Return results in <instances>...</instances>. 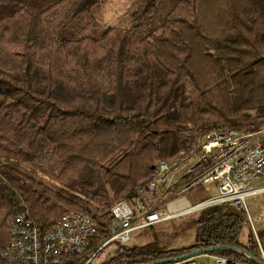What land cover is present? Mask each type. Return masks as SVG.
<instances>
[{"label":"trees","instance_id":"16d2710c","mask_svg":"<svg viewBox=\"0 0 264 264\" xmlns=\"http://www.w3.org/2000/svg\"><path fill=\"white\" fill-rule=\"evenodd\" d=\"M108 1L0 0V253L14 210L42 234L75 212L97 234L64 264H84L109 237L111 207L137 199L160 162L192 155L214 129L264 127V0H133L130 28L78 36ZM177 222L94 258L111 245L99 264L219 248L209 255L255 264L235 251L246 217L232 206ZM190 231L191 243L176 247Z\"/></svg>","mask_w":264,"mask_h":264},{"label":"built area","instance_id":"2783aa9c","mask_svg":"<svg viewBox=\"0 0 264 264\" xmlns=\"http://www.w3.org/2000/svg\"><path fill=\"white\" fill-rule=\"evenodd\" d=\"M262 177L264 127L253 133L214 129L202 139L192 155L172 164L160 162L153 179L139 189L137 199L131 203L121 201L111 207L109 237L98 251L109 244L127 245L134 231L171 221L188 212L226 204L245 213V198L264 192V187L250 188ZM199 183L215 186L216 195L191 206L183 193ZM7 225L10 243L0 253L4 264H64V259L79 254L97 234L91 219L75 212L63 214L45 234L41 233L36 221L19 210L11 213ZM97 252L89 258L93 259ZM236 252L247 261L264 264L261 248L259 255L263 259L259 262L245 251ZM206 257L214 264H242L209 254ZM167 264L197 262L194 257Z\"/></svg>","mask_w":264,"mask_h":264},{"label":"rangeland","instance_id":"374dc122","mask_svg":"<svg viewBox=\"0 0 264 264\" xmlns=\"http://www.w3.org/2000/svg\"><path fill=\"white\" fill-rule=\"evenodd\" d=\"M132 1L133 0H109L106 4L99 6L97 9L96 16L94 18V25L86 27L82 32L78 33V36L97 37L101 35V33L108 27L130 28L127 9L132 3ZM158 23H161L160 17L150 19L146 27L142 31H139L135 34L134 41L139 40L145 33L154 29ZM260 187H264V177L255 180L250 185V188ZM215 195V186L207 187L200 183L194 185L185 193H183V197L191 206L201 204L207 201L208 199L213 198ZM195 213V211L188 212L171 221L163 222L155 226L162 227V229L168 232H172L174 231V228L172 227L174 224L178 223L177 221L179 218L193 216ZM245 213H243L246 217V225L243 229L242 236V242L244 244L243 250H246L259 262L263 259L262 256L259 255L260 248L264 254V192H257L248 195L245 198ZM149 228L134 231L131 234L130 241L127 245H142L148 242L150 240V236H148ZM249 232H251L252 236V241L250 242L247 239V234ZM186 236H188L187 239L177 240L178 242H175L174 245L176 247L189 245L193 237L192 231L187 232ZM115 250L116 248L114 247V245L109 246L100 255H97L94 259L89 258V264H99L102 260L106 259L113 252H115ZM196 262L197 264H214V262L208 257H206V255L197 256Z\"/></svg>","mask_w":264,"mask_h":264},{"label":"water","instance_id":"95a60500","mask_svg":"<svg viewBox=\"0 0 264 264\" xmlns=\"http://www.w3.org/2000/svg\"><path fill=\"white\" fill-rule=\"evenodd\" d=\"M218 250H219V248H210V249L198 250V251H194V252H192L190 254L179 256V257L174 258V259L160 260V261H157V262H154V263H151V264H167V263H170V262H173V261L183 260V259H186V258H194V257H197V256L208 255V254H211V253H213L215 251H218ZM236 250L243 251L242 249H235V251Z\"/></svg>","mask_w":264,"mask_h":264},{"label":"bare ground","instance_id":"6f19581e","mask_svg":"<svg viewBox=\"0 0 264 264\" xmlns=\"http://www.w3.org/2000/svg\"><path fill=\"white\" fill-rule=\"evenodd\" d=\"M182 204H183L185 207L188 206L187 203H186V201H183Z\"/></svg>","mask_w":264,"mask_h":264}]
</instances>
